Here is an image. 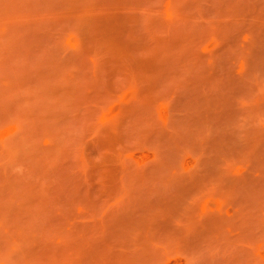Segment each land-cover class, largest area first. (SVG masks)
Returning a JSON list of instances; mask_svg holds the SVG:
<instances>
[{"label": "rangeland", "instance_id": "1", "mask_svg": "<svg viewBox=\"0 0 264 264\" xmlns=\"http://www.w3.org/2000/svg\"><path fill=\"white\" fill-rule=\"evenodd\" d=\"M0 264H264V0H0Z\"/></svg>", "mask_w": 264, "mask_h": 264}]
</instances>
